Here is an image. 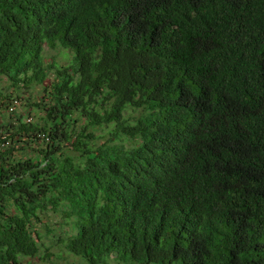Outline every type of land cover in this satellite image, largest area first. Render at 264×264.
<instances>
[{"label": "trees", "instance_id": "16d2710c", "mask_svg": "<svg viewBox=\"0 0 264 264\" xmlns=\"http://www.w3.org/2000/svg\"><path fill=\"white\" fill-rule=\"evenodd\" d=\"M0 76V264H264V0H0Z\"/></svg>", "mask_w": 264, "mask_h": 264}, {"label": "rangeland", "instance_id": "374dc122", "mask_svg": "<svg viewBox=\"0 0 264 264\" xmlns=\"http://www.w3.org/2000/svg\"><path fill=\"white\" fill-rule=\"evenodd\" d=\"M72 54V52L70 51ZM73 57V54H72ZM44 63L46 65L54 62L57 66H67L71 61V56L67 50L62 48L55 49H47L45 48L43 52ZM52 79V75L46 80L45 85H49ZM20 90H15L11 87V82L5 78L4 76H0V94L6 98L10 96L12 99L18 100V104L16 108H14V114L17 116L23 115L25 118H31V122H34L37 118V113L34 110L35 107H32L35 102L40 99L42 93L40 92L41 87H35L32 89H24L22 88V84L19 85ZM5 104L8 103L7 100L4 101ZM0 101V107H1ZM10 118H12L9 114L6 113L5 110L0 109V131H3L4 124L10 122ZM13 119H11L12 121ZM28 123V122H26ZM46 222L51 228H53V233L47 238H45L46 246H49L48 251H46L49 257L45 259H41L44 256L43 250H41L39 257L35 258L33 261H29L28 264H84L78 257H75L69 253H67L61 246V243L58 242V238L64 237L73 233L69 226L64 224V221L60 219L57 215H50L46 220ZM39 228H42L40 224ZM68 232V233H67ZM44 233V232H43ZM67 233V234H66ZM66 234V235H65ZM57 240V241H56ZM52 241L51 245L49 242ZM28 259L23 260V264H26Z\"/></svg>", "mask_w": 264, "mask_h": 264}, {"label": "built area", "instance_id": "2783aa9c", "mask_svg": "<svg viewBox=\"0 0 264 264\" xmlns=\"http://www.w3.org/2000/svg\"><path fill=\"white\" fill-rule=\"evenodd\" d=\"M17 104H18V101H14L13 103H12V105L8 108V110L10 111V112H13L14 111V108H16V106H17ZM26 122H30V119H27L26 120ZM0 139H5L4 137H3V134L0 132ZM39 137V139L41 140V141H47L48 139L45 137V135L44 134H42V135H39L38 136ZM9 145V142L7 141V142H5V143H3L2 145H1V147H4V146H8Z\"/></svg>", "mask_w": 264, "mask_h": 264}]
</instances>
